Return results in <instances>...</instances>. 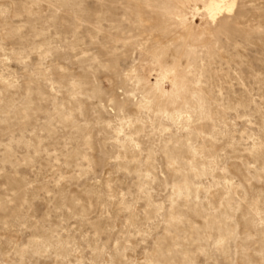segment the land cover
I'll use <instances>...</instances> for the list:
<instances>
[{"label": "rangeland", "instance_id": "374dc122", "mask_svg": "<svg viewBox=\"0 0 264 264\" xmlns=\"http://www.w3.org/2000/svg\"><path fill=\"white\" fill-rule=\"evenodd\" d=\"M208 1L0 0V264H264V0Z\"/></svg>", "mask_w": 264, "mask_h": 264}, {"label": "bare ground", "instance_id": "6f19581e", "mask_svg": "<svg viewBox=\"0 0 264 264\" xmlns=\"http://www.w3.org/2000/svg\"><path fill=\"white\" fill-rule=\"evenodd\" d=\"M238 0H209L205 4V10L207 15L215 20L221 14L227 12L231 13L234 11L235 6L237 5ZM171 63L169 66H165L162 63L160 57L155 59L159 61L158 69L152 68L150 71L156 72L158 77L154 83L147 81V84L150 88L148 93L149 104H159L162 108H172L175 110L176 115H182L183 111L179 108V100L185 94V91H189L188 84L181 78L180 71L181 65L179 63V58L176 53L168 55ZM148 74V73H147ZM153 73H151L152 75ZM169 81L171 84V89L167 90L164 86V82Z\"/></svg>", "mask_w": 264, "mask_h": 264}]
</instances>
